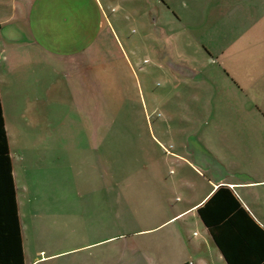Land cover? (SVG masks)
Segmentation results:
<instances>
[{"label":"crops","instance_id":"obj_1","mask_svg":"<svg viewBox=\"0 0 264 264\" xmlns=\"http://www.w3.org/2000/svg\"><path fill=\"white\" fill-rule=\"evenodd\" d=\"M147 1L150 3V0ZM227 1L224 0L221 4L220 0H208L204 12H199L198 17L193 16L194 20L185 21L171 0H161V3L168 7L169 12L164 13L165 18L162 22L159 16L153 22L161 33V27L168 24L166 14H169L170 19L172 16H177L178 22L184 28L206 27L207 32L211 34L230 33L231 30L227 27L228 19L233 21V15L236 14L233 13V9L236 4L242 9L239 40L240 43H245H241L240 47L245 48L250 43L251 48L259 50V57L262 58L263 0H237L234 5L231 4V0ZM144 3L146 4L145 0ZM176 3L178 6L179 2ZM180 3L181 7H190L186 0H180ZM226 3H229V8H226ZM136 5L135 0H0V94L13 162L21 258L25 257L26 264H39L43 258L53 260L62 253L53 250L49 255L43 256L41 254L45 250L34 251L31 245L33 241L31 233L36 227L35 215L39 213L36 207L39 208V205L44 203L50 209L54 202L51 194L56 190L55 172L50 175L49 170L48 172L43 170L48 169V164L45 162L54 155L49 152H54L56 145L63 147L62 144H66L65 140H61L62 138L58 140L46 137L44 135L46 133L42 134L43 138L33 135L41 127L37 114L43 113L44 118H47L53 110L52 101L55 100H58L59 106L66 107L71 112L98 111L96 103H98L99 76H113V71H118L120 50L125 59L129 57L131 61L119 36V33L128 30V26L134 27L126 18L145 17L148 14L146 9L149 11L152 8V4H149L148 8L141 10ZM244 5H249L251 11ZM222 9L227 10L225 12ZM169 32L172 31L165 30L164 34L167 36ZM253 34L259 38L253 37ZM235 41L237 40H234L229 48L239 47ZM222 53L227 55L226 47ZM243 56L248 63L247 53ZM258 87L260 94L264 96V84ZM258 113L261 115L255 116L254 122L257 124L258 133L254 132V138H245L240 143L254 145L259 149H257L258 153L246 155V158L243 156L240 159L239 155H236L228 159L248 162L254 160L258 164L256 170L228 169L223 160L216 155L213 156L218 160L207 159L203 155L200 158V154L192 159L187 153L170 150L173 157L179 159L182 169L179 172L174 169H171L170 173L168 170L160 172L163 193L159 200L151 197L148 203L145 201L143 210L137 207L134 201L129 200L128 223L138 226L129 233L121 232L104 237L102 231L104 204L98 203L97 199L95 203L87 200L88 194H94L97 198L98 193L103 199L104 170L91 168V171H88L80 166L78 172L80 178L95 175L97 180L93 183V180L90 182L84 177L85 186L79 190L80 197H84L80 206L82 243L79 247L67 251L79 248L80 252L76 255L80 258V264H187L190 260L195 264H229L209 228L203 222L199 207L219 186L226 185L231 187L257 223L264 228V117L262 116L264 108L262 107V111ZM87 123L84 122L85 129L88 128ZM215 141L214 144L225 146L227 151L231 150L230 146L235 142L234 140ZM43 144L46 147L39 148ZM77 144L80 145L75 140L74 145ZM207 144L213 145L210 140ZM75 148L77 152L85 150L82 147ZM210 150L208 146L207 151L211 152ZM69 154L72 155L70 151ZM95 160L97 163L96 156L92 161ZM42 161H44L43 166H41ZM181 162H186L190 170L183 168L184 164ZM96 163L94 162V167ZM45 177L48 180L44 184L41 178ZM99 177L101 180H98ZM62 183L58 190L65 195L69 194L71 186L69 184L66 186L64 181ZM115 185L118 194H123L122 183L117 181ZM65 195L61 197L62 202H60L64 211L71 208L70 200L66 201ZM120 198L121 196L118 195L117 199ZM88 213L91 217L86 216ZM68 214L70 213L63 212L65 231L66 224L70 221ZM115 214L118 219L123 218L119 210ZM91 220L96 222L94 227L91 225ZM105 243L120 248L105 249ZM7 247L12 260H16L17 225L14 216L10 217L7 210L1 206L0 263L2 258L7 256L4 253Z\"/></svg>","mask_w":264,"mask_h":264},{"label":"rangeland","instance_id":"obj_2","mask_svg":"<svg viewBox=\"0 0 264 264\" xmlns=\"http://www.w3.org/2000/svg\"><path fill=\"white\" fill-rule=\"evenodd\" d=\"M145 1L146 4H143L144 0H135V4L141 10L152 4L149 11L146 9L148 14L126 18L134 27L128 26L125 33H119L131 61L129 57L125 59L120 50L118 71L114 70L113 76H99L98 111L71 112L55 100L47 118L43 113L37 114L41 127L33 134L35 137L43 138L42 134L46 133V137L66 141L63 147L56 145V150L49 152L54 155L45 162L48 169H43L49 170L50 175L55 172L56 190L51 194L54 197L53 207L48 209L44 203L36 207L39 212L35 215L36 227L30 232L34 251L45 250L41 254L43 256L53 250L62 253L53 260L43 258L39 264H80L76 255L80 249L67 251L82 243L80 206L84 197H80L79 190L85 186V178L90 182L93 180V183L97 180L95 175L80 178V166L88 171L91 168L104 170L103 199L98 193L97 198L88 194L87 200L95 203L97 199L98 203L104 204L102 231L105 238L115 233H129L138 227L128 223L129 200L143 210L145 201L148 203L151 197L159 200L163 193L160 172L168 170L170 173L171 169L179 172L182 169L179 159L173 157L170 150L187 153L192 159L200 154V158L203 155L204 158L218 160L213 156L216 155L228 169L256 170L258 164L254 160H228L231 156L239 155L241 159L258 153L259 149L254 145L240 143L245 138H254V132L258 133L255 116L261 115L258 112L264 108V96L258 87L264 84V48L261 49V58L259 50L251 48L250 43L244 45L245 48L240 47L245 42L240 43L239 40L242 9L236 6L237 0H231V4H235L233 13H236L233 21L228 19L227 27L231 32L213 34L207 32L206 27L184 28L177 16L170 19L169 14H166L167 26H162L159 33L160 29L153 21L159 16L162 22L164 13L169 12L168 7L161 0ZM186 1L189 2L188 8L181 7L180 0H171L184 20L191 21L193 16L198 17L199 12L205 11L208 0ZM220 1L224 3V0ZM176 2H179L178 6ZM225 5L229 8V3ZM244 6L251 11L249 5ZM222 10L226 12L227 9ZM261 10L264 11V0ZM171 13L174 15V12ZM165 30L172 32L166 36ZM254 36L257 39L258 36ZM234 40L239 47L229 48ZM224 47L227 55L222 53ZM246 53L248 63L243 56ZM85 121L88 122L86 129L83 126ZM75 140L80 145L75 146ZM208 140L213 145H208ZM215 140L235 142L227 151L225 146L214 144ZM208 146L211 152L207 151ZM44 147V144L39 146L41 149ZM75 147L85 150L77 152ZM95 156L97 163L92 161ZM181 163L183 168L190 170L186 162ZM43 164L44 161L41 166ZM46 178H41L44 184L48 180ZM98 180H101L100 177ZM63 181L66 186H71L69 194L58 190ZM117 181L123 185V194H118ZM40 184L42 186L43 182ZM63 195L71 203V208L65 211L60 206ZM118 210L123 217L121 219L116 217ZM63 212L70 213L66 231L63 228ZM86 216L91 217V214ZM91 223L94 227L96 222L91 220ZM104 248L119 249L120 246L105 243Z\"/></svg>","mask_w":264,"mask_h":264},{"label":"trees","instance_id":"obj_3","mask_svg":"<svg viewBox=\"0 0 264 264\" xmlns=\"http://www.w3.org/2000/svg\"><path fill=\"white\" fill-rule=\"evenodd\" d=\"M14 216L18 232L17 259L4 252L0 264H26L21 258L20 224L10 144L0 94V208ZM200 216L229 264H264V228L253 218L231 187L221 185L199 207ZM3 253V252H2ZM1 260V258H0Z\"/></svg>","mask_w":264,"mask_h":264},{"label":"built area","instance_id":"obj_4","mask_svg":"<svg viewBox=\"0 0 264 264\" xmlns=\"http://www.w3.org/2000/svg\"><path fill=\"white\" fill-rule=\"evenodd\" d=\"M187 264H195V262L193 260H190L187 262Z\"/></svg>","mask_w":264,"mask_h":264}]
</instances>
